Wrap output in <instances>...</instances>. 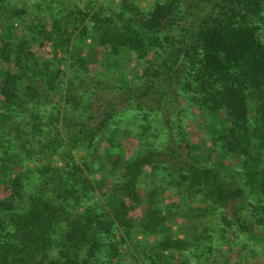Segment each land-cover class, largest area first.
<instances>
[{"label":"trees","instance_id":"obj_1","mask_svg":"<svg viewBox=\"0 0 264 264\" xmlns=\"http://www.w3.org/2000/svg\"><path fill=\"white\" fill-rule=\"evenodd\" d=\"M90 20L92 28H80L78 20L64 24L54 15L51 35L57 33L56 39L68 35L69 26L74 33L79 30L75 44L70 37L60 40L62 57L54 52L45 63L39 61L26 41L0 58L15 61V69L0 70V122L12 123L15 130L13 142L0 139V264H114L108 258L121 249L111 243L107 255L102 250L103 235L114 228L125 229L127 236L135 228L155 237L171 231L170 212L153 206V196L148 212L136 216L143 204L139 185L148 168L177 170L172 182L181 195L191 193L203 204L193 217L205 223L191 220L187 206L181 211L191 222L192 236L175 239L170 233L148 244L139 255L142 264H177L183 251L193 252L196 263L229 264L232 250L213 244L217 232L222 239L233 225L264 246V42L259 34L264 0H158L146 14L122 0L118 16L95 13ZM101 49L106 55L100 64L107 69L125 51L158 61L150 78L122 94L123 103L153 114L151 122L140 124L141 146L129 158L110 152L123 136L114 104L101 97L103 82L78 74ZM60 62L73 63L69 77ZM35 85L49 100L33 99ZM189 103L211 117L221 163L241 156V170L226 167L222 174L224 164L206 167L200 154L190 152ZM15 112L24 115V124ZM153 125L161 137L167 135L164 144L156 146L157 135L149 141ZM84 146L104 148L108 163L101 155L78 163L75 152ZM95 171L100 180L92 177Z\"/></svg>","mask_w":264,"mask_h":264},{"label":"rangeland","instance_id":"obj_2","mask_svg":"<svg viewBox=\"0 0 264 264\" xmlns=\"http://www.w3.org/2000/svg\"><path fill=\"white\" fill-rule=\"evenodd\" d=\"M157 1L158 0H128V2L136 8L137 12L140 11L144 14L149 13L156 6ZM121 3L122 0H9L6 3H3V0H0V16H4V19L0 22V58L3 51L16 53L17 44L26 41L29 42L33 54L36 55V59L39 61L45 63L54 52L58 54L59 57H62L63 52L61 51V46L59 44L60 40L65 41L66 39L70 40L71 38V44H75L77 42L75 38L78 37L79 30H75L74 33L73 28L69 26L68 35H63L61 36V39H56L57 33L51 35L54 15L57 18V21L63 20L62 23L64 24H71V22L76 19L78 20V26L82 24L80 28L85 24H88L92 28L93 23L91 20L89 21V19L92 18L95 13L116 17L120 13ZM80 12H82V15L79 14ZM84 14L88 17L85 18ZM67 15L71 16V18L66 19ZM4 24H9V28L7 29ZM11 25H13L12 33L9 34L8 31ZM263 25L264 21L261 24L263 29H261L259 34L264 42ZM32 30H34V34H32ZM53 38H55V40H52ZM91 41L92 39H89L88 44H90ZM52 42L54 44H52ZM68 43L70 42L68 41ZM11 55H13V58L15 57L14 54ZM105 55L106 52L101 49L100 53L95 56L94 60L90 59L91 62H89L88 65H84L85 67H83L78 74L83 78L85 77L84 79L86 81L91 78L92 80L103 82L101 89L103 95H101V97L104 96L108 101L114 104V112H116L119 122L116 128L122 131L123 136L121 139V145H118L115 148L110 147V152L115 155L125 154L127 155V158H129L134 155L141 146L139 138L140 124L146 120L151 122L153 114L147 110H144L142 113L136 107L123 103L122 94L125 93L124 91L129 90L130 93H132L134 90L132 88L137 87L139 84L147 80V78H150L153 75V70L157 68L156 64L158 61L155 60L153 56L140 59L136 53L129 54L125 51L116 56L118 63L116 65L113 64L111 69H107L100 64ZM113 59L114 58L111 57L108 62H112ZM14 64V59H12V61L0 59V70H13L15 69L13 66ZM59 67L64 72H69L67 73L69 77L74 65L72 62H60ZM42 81L41 88L43 90L46 87L47 78L43 77ZM104 85L106 88L105 90ZM35 88L36 89L32 92V96L36 102H45L49 100V98L45 97L40 91H38L36 85ZM108 92L111 93V96L107 95ZM54 101H56V99H50L52 104ZM18 102H21V100L19 99ZM13 107L19 108V106ZM111 107H113V105ZM196 107L197 106L192 103L186 104V108H188V114L185 118V120H187L186 125H188L186 139L190 145V152L192 154L195 152L200 154L206 167H219L224 164L222 167V174L225 172L224 169L226 167H234L236 172L241 170V156H231L225 161L223 160L221 163L219 160L221 142L216 140L215 135L217 134L215 131L213 132L211 117L204 111L198 110ZM96 110L97 108L94 110L95 113H97ZM14 115L19 123L24 124V115L19 112H15ZM99 118L100 117L97 116L94 119V122L97 123ZM219 126L220 125H217V128H219ZM155 127L156 125L152 126V135H150L148 139L149 141L154 142L153 137L157 135L158 140L156 146L158 144L162 145L166 142L165 140H167L168 137L167 135L161 137L162 133H160L159 130L158 132L157 130L154 131ZM14 132L15 130L12 123L5 121L0 122V139L13 142L12 140L15 139ZM91 148L92 147L88 146H84L83 148L80 147L75 152V160L83 165L86 162L89 163L90 160H95L101 155L100 160L103 159L105 163H108V152L106 153V151H103L104 148H102L101 151H98L97 149L92 150ZM2 152H0V156H3ZM9 152L12 153L10 150ZM88 153H90L91 157L86 161V155ZM182 154L186 157L185 148L182 150ZM164 159L166 160L168 158ZM263 160L264 157L262 158V161ZM173 163L176 164V161H173ZM32 165L33 164L31 163V166ZM166 165H168V163H166ZM176 175L177 170L170 171V169H165V171L160 172L148 168L141 178L138 191L142 197L143 204L141 203L140 209L136 211L137 217H140L141 213L143 214L146 210L147 213L151 202V200L148 201V199H150L149 196H153V206L156 204L158 206L157 209L164 214L166 211L170 212L166 216H169L167 219V225L168 227H171L172 230L163 233L164 235L155 237L150 235L145 236L143 233L139 232L138 228H135L130 236L126 235L125 229L114 228L112 233L109 235H103L102 237L104 244L102 250L104 254L107 255L111 243L121 249L120 255L108 258L112 260L114 264L144 263L145 259L142 256L139 258V255L142 254V249H147L148 244H154V242H158V240H164L166 236H168L166 234L171 233L175 239H187L192 236L193 228L191 222L190 220H186L181 210L187 209V206L191 207L190 209L193 212H187L193 217L198 213L196 209L204 208V206L203 204L197 203V199L193 198L191 193L184 192L182 194L183 196L180 194V190L172 182L173 178H176ZM101 176L102 175L98 173V171H95L94 175H92V177L97 180H100ZM192 217H190V219L195 220L196 223L200 221V223H205L204 219L196 220L195 217ZM208 224L207 227L209 228ZM209 225L213 226V224ZM225 231L226 236L222 239L219 236V232L215 234L217 241L213 245L218 248L226 246V248L232 250L227 258L229 264H264V246L253 243L250 240L247 231L244 229L242 230L237 225H233V227L227 228ZM218 240L219 243L221 240L223 245L220 246ZM190 253L193 255V252ZM190 253L187 254V252L183 251L182 257H179L181 261L177 262V264H201V262L198 261V263H196V260L194 261V258H191ZM226 262L227 261L219 260L216 264H227Z\"/></svg>","mask_w":264,"mask_h":264}]
</instances>
